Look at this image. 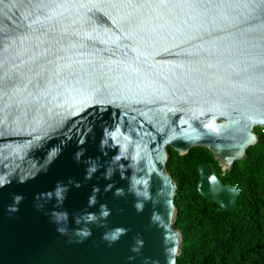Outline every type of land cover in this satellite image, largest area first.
I'll list each match as a JSON object with an SVG mask.
<instances>
[{
    "label": "water",
    "instance_id": "obj_1",
    "mask_svg": "<svg viewBox=\"0 0 264 264\" xmlns=\"http://www.w3.org/2000/svg\"><path fill=\"white\" fill-rule=\"evenodd\" d=\"M260 129L264 0H0V264H176L169 150L226 173Z\"/></svg>",
    "mask_w": 264,
    "mask_h": 264
},
{
    "label": "trees",
    "instance_id": "obj_2",
    "mask_svg": "<svg viewBox=\"0 0 264 264\" xmlns=\"http://www.w3.org/2000/svg\"><path fill=\"white\" fill-rule=\"evenodd\" d=\"M241 161L222 173L213 156L193 148L185 156L169 150L167 173L176 184L174 228L182 236L176 264H264V133ZM207 163L219 181L240 190L230 211L197 193V166Z\"/></svg>",
    "mask_w": 264,
    "mask_h": 264
},
{
    "label": "built area",
    "instance_id": "obj_3",
    "mask_svg": "<svg viewBox=\"0 0 264 264\" xmlns=\"http://www.w3.org/2000/svg\"><path fill=\"white\" fill-rule=\"evenodd\" d=\"M261 133H264V129L261 130Z\"/></svg>",
    "mask_w": 264,
    "mask_h": 264
}]
</instances>
